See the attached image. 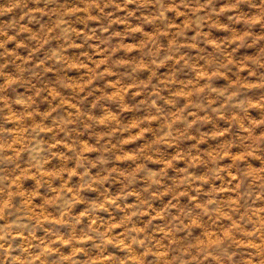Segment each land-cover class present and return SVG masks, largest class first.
Segmentation results:
<instances>
[{
	"label": "clouds",
	"instance_id": "obj_1",
	"mask_svg": "<svg viewBox=\"0 0 264 264\" xmlns=\"http://www.w3.org/2000/svg\"><path fill=\"white\" fill-rule=\"evenodd\" d=\"M0 264H264V0H0Z\"/></svg>",
	"mask_w": 264,
	"mask_h": 264
}]
</instances>
